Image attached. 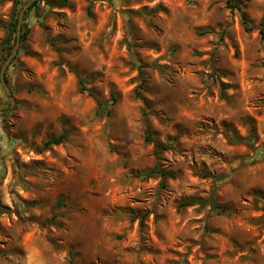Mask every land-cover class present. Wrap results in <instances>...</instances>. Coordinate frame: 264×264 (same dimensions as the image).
<instances>
[{
  "label": "rangeland",
  "instance_id": "rangeland-1",
  "mask_svg": "<svg viewBox=\"0 0 264 264\" xmlns=\"http://www.w3.org/2000/svg\"><path fill=\"white\" fill-rule=\"evenodd\" d=\"M51 1L6 71L0 264H264V0Z\"/></svg>",
  "mask_w": 264,
  "mask_h": 264
},
{
  "label": "trees",
  "instance_id": "trees-1",
  "mask_svg": "<svg viewBox=\"0 0 264 264\" xmlns=\"http://www.w3.org/2000/svg\"><path fill=\"white\" fill-rule=\"evenodd\" d=\"M46 1V0H45ZM14 2V5H13V11H12V16H11V20L9 21V23L7 24L6 26V33H5V38L2 42V50L4 52H6V54L4 55V57L8 56L10 54V52L12 51L14 45H15V42H16V36H17V23H18V17H19V5H20V2L19 0H13ZM41 2V0H37L35 1L31 7L29 8L28 11L32 10L33 8L37 7L38 4ZM47 3V2H46ZM229 5H231L232 8H238L239 10H241V6L240 4L237 2V1H233L232 0H229ZM242 18H243V23L245 24L246 26V29L248 31L251 30V28L249 27V18H248V15L243 12L242 13ZM25 26V25H24ZM262 34L263 31L261 32ZM28 34H29V29L26 28V26L23 28V31H22V43L24 41L27 40L28 38ZM5 59V58H3ZM139 74L141 75L142 74V71L139 72ZM6 79L8 81V78L6 76ZM79 84L82 86V90L86 89L85 88V84H84V81L82 79H79ZM139 87H142L144 88V81L140 83V86ZM94 97H96L94 94H92ZM137 97H140V94H138L137 92ZM97 104H98V109L96 111V116L98 117H102L105 113L107 115H110L111 114V111L108 110L107 112H104V107L107 105L106 102H102L100 101L99 99H97ZM111 100L114 102L117 101V98L115 97V94L114 92H112V96H111ZM10 110V108H7L5 109V111H8ZM248 126L250 128V139H254L255 137V126H254V123L252 120H250L248 123ZM234 140L235 141H238V142H246L247 144H250V142L248 141L247 138H242V137H239L237 135L234 134L233 136ZM67 140V135L65 133H62L58 136H53V137H50L48 138L45 143H44V146L45 148H50L52 146H56V145H60L61 143L65 142ZM147 140H150V137L147 136ZM248 141V142H247ZM162 149H167L165 145L159 143V142H156L155 143V151L156 153H159L160 150ZM160 156H157V158H159ZM144 178H150V177H159L160 178V181H161V184L164 185L166 183V181L169 179V177L172 176V174L170 172H167L165 169L162 168V166H160L159 163H157L153 168L149 169V170H146L144 172L141 173ZM195 203L194 200H189V201H186L184 202L182 205L183 206H190V205H193ZM3 210L2 207H0V212ZM143 216H141V226H143L144 224V220H143Z\"/></svg>",
  "mask_w": 264,
  "mask_h": 264
},
{
  "label": "water",
  "instance_id": "water-1",
  "mask_svg": "<svg viewBox=\"0 0 264 264\" xmlns=\"http://www.w3.org/2000/svg\"><path fill=\"white\" fill-rule=\"evenodd\" d=\"M4 0H0V2H2ZM37 0H29L27 1L24 6L21 8L20 12H19V17H18V23H17V36H16V43L12 49V51L10 52V54L8 55L7 59L5 60L1 71H0V81L1 84L3 85V87L5 88V90L7 91L8 95L11 98V103L9 104H3L0 106V111L7 109L9 107H12L14 105V98H13V94L8 86L7 83V79H6V71L7 68L9 67V65L11 64V62L15 59V57L17 56L18 52H19V48L21 45V39H22V31H23V20H24V16L26 11L31 7V5ZM47 3H52L51 0H46ZM60 5V4H57ZM203 204V203H202Z\"/></svg>",
  "mask_w": 264,
  "mask_h": 264
}]
</instances>
